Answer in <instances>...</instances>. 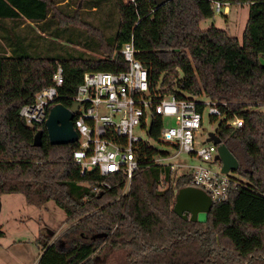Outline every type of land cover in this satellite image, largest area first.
Masks as SVG:
<instances>
[{
  "label": "trees",
  "instance_id": "trees-1",
  "mask_svg": "<svg viewBox=\"0 0 264 264\" xmlns=\"http://www.w3.org/2000/svg\"><path fill=\"white\" fill-rule=\"evenodd\" d=\"M217 1L250 2L242 42L215 25L200 27L215 15ZM107 2L120 17L118 31L109 38L98 18ZM64 33L87 34L95 53L45 56L54 48L48 35ZM131 40L153 88L221 104L224 116L217 133L240 162L238 176L231 174L238 184L228 200L212 203L205 220L185 219L174 211L177 192L192 186L191 175L155 163L161 152L148 143L141 145L142 165L128 194L119 198L122 178L113 189L95 194L82 184L90 177L81 176L73 160L78 143L52 144L45 122L28 125L20 115L53 84L59 64L64 83L53 104L71 107L85 72L128 67L121 49ZM261 58L264 0H170L161 6L155 0H0V196L21 193L38 207L54 201L70 224L61 238L51 241L53 236L45 235L37 264H104L97 256L103 248L120 255L123 264H264ZM198 101L202 111L206 104ZM235 117L243 120L241 127L230 125ZM161 128L158 117L151 136L159 139ZM39 130L44 131L42 144L35 146Z\"/></svg>",
  "mask_w": 264,
  "mask_h": 264
},
{
  "label": "built area",
  "instance_id": "built-area-1",
  "mask_svg": "<svg viewBox=\"0 0 264 264\" xmlns=\"http://www.w3.org/2000/svg\"><path fill=\"white\" fill-rule=\"evenodd\" d=\"M213 8L215 12L227 13L229 4L217 1ZM138 51L133 40L125 43L121 54L128 63L126 69L87 71L78 86L74 102L79 101L81 105L74 117L78 147L73 152V160L79 166L81 176L91 179L81 181L82 184L90 186L95 194H103L114 188L115 180L122 178L124 187L119 198L128 194L133 176L142 165L141 145L148 143L152 146L149 140L135 132L136 128L151 136L156 118L162 117L159 139L176 152H161L153 161L169 166L177 175L190 174L191 184L203 189L212 203L228 200L238 181L230 173L222 172L218 145L205 141L199 149L196 148V135L203 126L206 108H209L210 115L223 117L221 104L208 99L201 111L196 99L162 94L158 87H152L150 71L137 58ZM63 83V68L59 64L53 75V84L44 87L33 103L21 108L20 115L28 125L46 122ZM222 106L230 108L227 102H222ZM165 116L175 118V125L167 127ZM229 123L241 127L243 120L235 117ZM181 153L196 157L201 163L176 166L164 161ZM181 167L188 168L179 172ZM164 184L161 182V186Z\"/></svg>",
  "mask_w": 264,
  "mask_h": 264
},
{
  "label": "rangeland",
  "instance_id": "rangeland-1",
  "mask_svg": "<svg viewBox=\"0 0 264 264\" xmlns=\"http://www.w3.org/2000/svg\"><path fill=\"white\" fill-rule=\"evenodd\" d=\"M250 7V2L229 4L227 13L216 11L213 17L203 19L200 27L207 29L215 25L216 27L228 30L231 35L238 37L242 42L243 33L250 16ZM113 11L114 9L107 2L105 8H102L99 12L101 17H98L102 19V22H99V24L108 38L113 37L120 26L119 13L118 11ZM58 36L60 37L52 34L48 35L47 42H51L54 48L45 52V56L54 57L60 55L65 57L66 51H70L73 54L95 53L91 45L92 38L87 34L69 36L64 33ZM261 60L264 62V58H261ZM197 99L204 102L208 101V98L205 96ZM261 109L264 110V106ZM164 121L167 127L175 125V118L165 116ZM221 121L222 117L212 121L209 108H206L203 126L197 131L196 135L197 149L206 141L210 131L218 130ZM135 132L145 140H149L152 146L159 152L170 154L176 152L171 146L160 139L151 137L140 128H136ZM164 161L176 166L197 165L201 163L200 159L190 157L186 153H181L174 158L165 159ZM187 168L181 167L178 171L181 172ZM235 173V171L230 172L232 175H237ZM184 189L179 190L177 196L185 195L186 191L188 193H204V196L206 194L199 186L192 185ZM0 201V230L4 232L3 235H0V264H37L43 253L42 247L45 235L53 232L51 241H54L61 238L64 231L70 227V224L66 222L64 209L59 207L54 201H49L45 206L38 207L28 203L25 196L21 193L3 194L0 196ZM206 218L207 214L202 213L200 219L205 220ZM103 245L104 243L101 248ZM97 256L100 262L104 264H123L120 255L106 253L104 248L98 252Z\"/></svg>",
  "mask_w": 264,
  "mask_h": 264
},
{
  "label": "water",
  "instance_id": "water-1",
  "mask_svg": "<svg viewBox=\"0 0 264 264\" xmlns=\"http://www.w3.org/2000/svg\"><path fill=\"white\" fill-rule=\"evenodd\" d=\"M158 6L165 4L170 0H155ZM81 103L79 101L73 102L71 107L65 106L62 103L54 104L49 112L48 118L45 122L48 136L52 144H69L75 143L78 140V133L74 126V117L77 113ZM44 131L39 130L34 136V145L40 146L42 144ZM206 141H213L218 145V159L222 162V172L230 173L237 171L240 166L238 158L230 150L225 142H223L217 131H210ZM184 189V188H183ZM185 190V189H184ZM188 193L177 196V201L174 206V211L192 221L201 220V214H207L212 208V200L206 193ZM1 210V201H0ZM51 236L53 232L49 233ZM102 235H108L104 232Z\"/></svg>",
  "mask_w": 264,
  "mask_h": 264
},
{
  "label": "crops",
  "instance_id": "crops-1",
  "mask_svg": "<svg viewBox=\"0 0 264 264\" xmlns=\"http://www.w3.org/2000/svg\"><path fill=\"white\" fill-rule=\"evenodd\" d=\"M50 235V234H49Z\"/></svg>",
  "mask_w": 264,
  "mask_h": 264
}]
</instances>
